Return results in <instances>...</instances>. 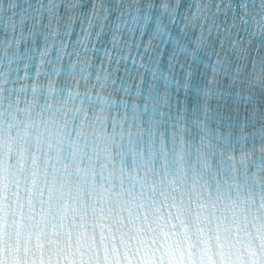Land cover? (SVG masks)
<instances>
[{"label": "clouds", "instance_id": "1", "mask_svg": "<svg viewBox=\"0 0 264 264\" xmlns=\"http://www.w3.org/2000/svg\"><path fill=\"white\" fill-rule=\"evenodd\" d=\"M222 2L116 0L101 35L81 0H38L43 48L0 39V201L62 264L101 233L123 264L209 241L264 264V0H228L227 28Z\"/></svg>", "mask_w": 264, "mask_h": 264}, {"label": "snow or ice", "instance_id": "2", "mask_svg": "<svg viewBox=\"0 0 264 264\" xmlns=\"http://www.w3.org/2000/svg\"><path fill=\"white\" fill-rule=\"evenodd\" d=\"M217 10H218V8H217ZM97 15H98V13H97Z\"/></svg>", "mask_w": 264, "mask_h": 264}]
</instances>
